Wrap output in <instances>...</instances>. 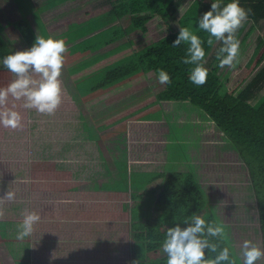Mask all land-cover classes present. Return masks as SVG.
Listing matches in <instances>:
<instances>
[{
    "label": "rangeland",
    "instance_id": "374dc122",
    "mask_svg": "<svg viewBox=\"0 0 264 264\" xmlns=\"http://www.w3.org/2000/svg\"><path fill=\"white\" fill-rule=\"evenodd\" d=\"M82 1L86 4L80 8L81 13L86 7L102 5L99 0L96 3L94 0ZM37 2L40 4L42 0ZM5 3L0 0V22L5 29L2 35L7 46L13 53L30 48L22 33L11 24L18 18V12L8 7V3L5 7L10 12H4ZM20 5L22 12L33 7V3L27 5L26 1ZM99 14L62 17L54 20L55 23L63 20L62 28L57 23L59 28L54 32L50 27L45 35L38 31L37 34L45 38L53 35L66 42L67 52L60 77L62 103L53 115H46L24 108L23 101H14L12 105L15 104V110L22 116L21 126L12 129L0 124L2 264H139L140 245L134 237L131 216L135 202L133 194L151 174L173 170L186 173L191 165H195V172L208 190L209 202L243 264L240 250L245 240L256 242L263 248L257 201L246 164L239 158L237 150H231L227 144L230 142L222 138L221 132L213 127V132L202 131L207 132L212 140L201 145L206 146L201 148L204 154L193 155L198 158L193 162L191 153L187 152L188 157L185 148L177 149L182 145L181 133L178 130L177 135L173 129V123L185 127L188 122H197L194 111L184 110L186 105L183 102H160L145 109L144 115L139 113L140 116L132 117L133 121L120 122L117 127L102 125L103 119L152 95L153 88L160 85L157 77L107 104L94 106L84 101L87 96L105 91H93V86L115 66L106 64V61L94 68L99 59L105 58L106 52L94 54L92 48L97 40L83 34L94 25ZM102 17L104 21L106 17ZM79 21L82 26L68 30L71 22L76 24ZM129 24L130 17L125 16L115 21L114 26L127 28ZM250 24L251 21L248 26ZM258 26L264 35V21ZM101 31L100 35H95L99 40L108 32L106 29ZM139 33L140 30H134L118 42ZM253 33L254 30L247 42ZM239 41L241 55L246 39L240 38ZM114 44L105 45L97 52ZM220 44L215 42L210 50L208 61L213 64ZM234 69L219 68L218 74L224 79L229 78ZM253 75L248 76L241 86ZM239 77L235 75L227 87L232 88ZM119 83L116 90L126 91L130 87V83ZM262 96L264 88L251 102L256 103ZM190 134L191 142L185 145L193 144L195 135ZM174 143L179 145L175 147ZM203 157L208 159L207 163L200 160ZM222 160L226 161L223 163ZM206 164H211V169ZM9 191L13 199L5 198ZM26 209L35 211L41 219L34 225L31 236L19 240L18 225ZM256 264H264V258Z\"/></svg>",
    "mask_w": 264,
    "mask_h": 264
},
{
    "label": "trees",
    "instance_id": "16d2710c",
    "mask_svg": "<svg viewBox=\"0 0 264 264\" xmlns=\"http://www.w3.org/2000/svg\"><path fill=\"white\" fill-rule=\"evenodd\" d=\"M213 2L214 0H103L100 8L106 18L101 25L125 16L130 17L129 26H117L115 34L106 42L115 37L121 38L133 30H140V34L117 46V63L95 82L93 91L110 90L121 81L131 84L147 83L157 76V70H166L171 83L156 86L152 95L117 114L109 124L125 120L161 99L187 100L201 108L213 120L218 131H221L222 138L230 141L226 142L228 146L238 151L239 158L248 168L257 201L264 248V96L256 103L251 102L264 88V35L258 26L264 20V0H240V5L248 10V20L237 32V38H245L246 41L233 74L225 79L218 74L219 61L216 59L217 50L222 43L217 47L213 57L216 63L213 64L208 61L213 47L207 44L208 33L198 28L199 18L211 9ZM229 2L231 0H220L221 7ZM11 24L19 29L28 45L32 46L36 34L25 12ZM180 27L189 28L204 41L208 76L201 86L190 82L192 66L182 62L188 45L181 43L178 47L172 46ZM2 29L0 22V87H5L14 76L3 67L2 60L13 52L6 44ZM253 30L255 33L247 42ZM139 42L142 43L140 47L136 45ZM252 73L254 75L251 79L241 86ZM235 75H240L238 81L232 88H228V83ZM13 102L9 97L8 106L12 107ZM217 148L221 149L220 146ZM225 161L222 160L223 163ZM206 191L207 188L204 190L194 171L156 172L141 184L132 196L135 202L131 207L134 237L140 245L139 264H167V256L162 254L161 248L167 229L177 224L182 228L187 227L183 221L193 214H203L206 221L221 224ZM210 239L221 248L229 247L236 264H242L226 234L224 239ZM211 255L214 257L215 253Z\"/></svg>",
    "mask_w": 264,
    "mask_h": 264
},
{
    "label": "clouds",
    "instance_id": "9594fccd",
    "mask_svg": "<svg viewBox=\"0 0 264 264\" xmlns=\"http://www.w3.org/2000/svg\"><path fill=\"white\" fill-rule=\"evenodd\" d=\"M248 20V10L240 5V0H231L221 7L220 0H214L211 9L198 20V28L208 33L207 44L221 42L217 50L218 67L234 68L239 63L240 41L237 32ZM181 43L188 45L183 63L191 65L189 79L197 86L203 85L208 76L205 67L206 52L204 41L187 27H180L179 35L173 47ZM67 45L63 38L49 35L45 38L37 35L33 45L25 50L15 51L2 60V65L14 79L5 87H0V124L16 129L21 126L22 116L15 110V104L8 106L9 97L14 101H23L26 109H35L38 113L53 115L63 100L62 69L65 63ZM160 84L171 83L169 73L157 70ZM13 199L9 191L5 197ZM3 198V199H5ZM3 213L0 211V216ZM41 217L35 211L25 210L23 220L18 225L17 239L31 236L34 225ZM187 227L177 224L167 229L162 242V252L167 256V264H236L230 248L220 247L210 238H225L222 224L206 221L203 214H193L183 221ZM215 253L212 257L211 254ZM243 264H256L264 258V248L251 240H245L240 250Z\"/></svg>",
    "mask_w": 264,
    "mask_h": 264
},
{
    "label": "crops",
    "instance_id": "0c3cea01",
    "mask_svg": "<svg viewBox=\"0 0 264 264\" xmlns=\"http://www.w3.org/2000/svg\"><path fill=\"white\" fill-rule=\"evenodd\" d=\"M22 1H26V4L27 5L29 3H33L32 9H30L31 14H29L30 11L27 10L26 8H25V11L24 10L23 11L26 12V14H27L26 16H27L28 20L30 21V23L32 25V28L34 29V32H35L36 36L38 35L37 34L38 31H41L43 33V35H45L48 27L51 28L50 31H53L54 32L56 29L59 28V26H57V23H60L61 28H62L63 27V20L60 21V22L55 23L54 22L55 19H60L62 17H67L66 19H68V18H71L73 16H75L74 18H79L81 16H92V15H94L97 12H98V14L99 13L101 14V8H100L101 5H98L97 6L95 4L90 9L86 7L84 9V11L81 13L80 12V8H84L85 7V4H86L82 0H42V2L40 4L37 2V0H4V3L6 2V3L9 4L8 7H12L13 11H17L18 12L17 13V15H18V18L17 19H19L23 15V13H24V12H22L21 5H20V2H22ZM97 1L98 0H94V3H96ZM101 1L103 2V0H99V2H101ZM78 2H81V3L78 4ZM6 3L3 5V8L5 10L4 12H7L9 14L10 11L7 9V7H5L6 6ZM34 11H36V12H34ZM33 13H37V14L34 15ZM100 14H99L98 20L94 23V25L91 28L87 29L88 32L87 33L86 32L83 33V34H85L87 36H90V37H93L95 40H97L98 43H96L95 46H93V48H92V51H93L94 54L97 53L99 55V54H102L103 52L104 53L106 52L105 53V58L104 59H99L97 61V63L94 64V68L100 66V64L105 63L106 61H107L106 64H109L110 66L113 65V64H115V63H117L116 62V59H115V56L117 55L115 49L117 48V46L119 44H121L124 41L128 40V39H126L124 41L118 42L120 39H122L124 37L123 36L121 38H118V37L116 38L115 37L113 40H110L109 42H106L107 40L110 39V37H112L115 34L114 30H115V28H117V26H114L115 21L114 22H111V23H108V24H105V25H103V24L101 25V22L103 21V17ZM36 15H37V17H36ZM70 21H72V19ZM73 21H74V19H73ZM262 21H264V20H262ZM66 23H67V20H66ZM82 25H83V23L81 21L76 22V24L74 22H71V26H70V28L68 30L73 29V28H75L77 26H82ZM12 26H14V25H12ZM14 29L15 30H19L17 27L16 28L14 27ZM101 29H106L108 32L107 33H104L103 32L105 34V37L103 39H100L99 40L96 37L98 35H100V32H102ZM3 30H5V29L3 28L2 31ZM62 30H64V29H62ZM2 31H1V33H2ZM64 31H66V29ZM64 31H63V33H64ZM62 34H61V36H62ZM95 35H97V36L95 37ZM138 35L132 37L131 39L133 40V39H135V37L137 38ZM113 43H116V44H114L111 47L106 48V50H104V51L97 52L103 46H105V45H112ZM136 45L138 47H140V46H142V43L139 42ZM69 74L72 77V75H71L70 72H69ZM86 75H89V73H86ZM155 77H157V76H155ZM139 83L140 82H136L134 84H131L130 83V87L126 91L116 90V87H117L116 86L115 88H112L110 90H107V91L103 92V94H98V95H95L93 97H88L87 96L88 98L85 97L84 101L85 102H88V103H92L94 106H99V105H102V104H107L109 101L115 100L118 97H120L121 95L127 94V93H129V92H131L133 90H136L137 88H139L140 85H143V84H139ZM115 91H116V94H115ZM152 91L154 92L155 91V88H153ZM143 100H144V98L141 99L140 101H137L135 104H132L131 106L123 109L122 111L113 113L108 119L106 118L107 120L106 119H103L102 120V125L107 126V127H117L120 122L122 123V122L127 121V120L129 122L130 121H133L131 119L132 117L140 116L139 113H143V115H144V112L143 111L145 109L148 110V109H150L151 107H153V106H155L157 104L159 105L160 102H164V101L183 102L186 105V108L184 110H187L189 112L194 111V115L197 118V122L196 123H190V122L187 121L188 124H186L185 127L184 126L180 127V124L173 123V129L175 130L176 134L178 135V132H177L178 130L181 133L179 136L181 137L180 139H181L182 145H180L179 148H177V149H180L182 147L185 148L186 155L188 156V153L187 152L191 153V156H192V159H193L192 161L193 162L197 161L198 158L197 157H193V155L202 156L204 154V151L201 150V148H205L206 146H201V145L202 144L207 145L206 143L207 142H210L212 140L211 137H210V135L207 134V132H203L202 133V131L210 130L212 132L213 131V128H216L217 130H218V128L216 127V125L213 122V120L209 118L208 114H206L201 108L192 105L187 100H163V99H161L156 104H153L150 108L149 107H146L143 110L135 113L134 115L129 116L125 120L119 121L118 123H115V124H109L110 120L113 119L114 117H116L117 114H119L120 112L125 111L126 109H128L130 107H133V105H138ZM190 128L192 129V131H190ZM190 133H193L195 135L194 136L195 139L193 140V144L190 143L189 145H185L184 143L191 142V140H189V137L192 134H190ZM203 137H205V138H203ZM227 142H230V141L227 140ZM177 145H179V144H175V143L173 144V146H175V147ZM231 150H233V151L236 152V150H234V149H231ZM200 160L202 162H205V163H207L206 161H208V159L205 158V157L201 158ZM206 165H207V167H209L211 169V166H212L211 164L210 165L206 164ZM191 166H192V168H189L188 171H194L195 172L194 166L193 165H191ZM195 174H196V176L198 178V181L200 182V184L202 185V187L205 190V187L206 186L204 185V183L202 182L201 178L199 177V174H197L196 172H195ZM206 193L208 194V191H206ZM2 263L3 262L1 260V263L0 264H2Z\"/></svg>",
    "mask_w": 264,
    "mask_h": 264
}]
</instances>
